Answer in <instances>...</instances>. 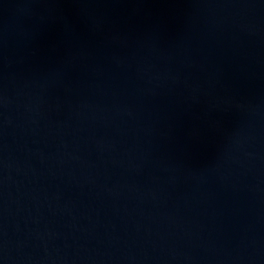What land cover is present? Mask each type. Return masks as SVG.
I'll list each match as a JSON object with an SVG mask.
<instances>
[{
    "label": "water",
    "instance_id": "95a60500",
    "mask_svg": "<svg viewBox=\"0 0 264 264\" xmlns=\"http://www.w3.org/2000/svg\"><path fill=\"white\" fill-rule=\"evenodd\" d=\"M0 264H264V0H0Z\"/></svg>",
    "mask_w": 264,
    "mask_h": 264
}]
</instances>
